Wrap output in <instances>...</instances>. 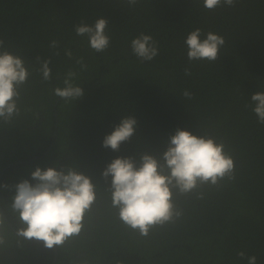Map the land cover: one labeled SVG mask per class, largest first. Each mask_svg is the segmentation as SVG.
Listing matches in <instances>:
<instances>
[{
	"label": "trees",
	"instance_id": "1",
	"mask_svg": "<svg viewBox=\"0 0 264 264\" xmlns=\"http://www.w3.org/2000/svg\"><path fill=\"white\" fill-rule=\"evenodd\" d=\"M99 17L108 20L111 41L97 53L75 27ZM197 28L224 37L219 60L189 62L185 39ZM141 33L157 42L152 61L132 52L131 41ZM0 39L31 72L20 115L0 121V213L12 226H0V264H247L249 256L264 264V124L250 99L264 91V0H235L215 10L203 0H138L134 6L127 0H0ZM37 56L51 59L50 81L37 71ZM81 57L84 70L76 63ZM70 69L84 95L66 103L54 89L64 86ZM124 116L136 119L135 134L118 152L103 147ZM178 128L223 140L234 157L235 179L188 194L174 190L183 215L141 236L119 220L111 177L106 182L101 174L117 157H159ZM61 166L90 176L97 198L80 234L55 246L53 259L54 248L15 236L21 225L10 205L16 184L35 183L36 167Z\"/></svg>",
	"mask_w": 264,
	"mask_h": 264
},
{
	"label": "clouds",
	"instance_id": "2",
	"mask_svg": "<svg viewBox=\"0 0 264 264\" xmlns=\"http://www.w3.org/2000/svg\"><path fill=\"white\" fill-rule=\"evenodd\" d=\"M137 3L138 0H127L129 6ZM234 4L235 0H203V6L208 10ZM108 25L106 18L99 17L93 25L83 22L77 25L75 32L80 37H87L89 47L100 53L110 46L111 37L106 31ZM224 44L223 36L213 32L204 34L197 28L185 39L188 60L215 62L220 59ZM130 46L141 62L152 61L159 54L157 42L144 33L132 39ZM50 47L58 48V41L53 40ZM65 55L73 58L70 49L65 50ZM36 61L40 65L37 71L42 79L50 81L51 59L37 56ZM76 63L82 70L87 68L82 57L77 58ZM190 74L185 69V75ZM30 75L24 59L8 51L4 40L0 39V121L8 123L20 115L18 103L21 90ZM76 78L77 72L70 69L64 76V86L56 87L54 94L66 103L81 98L84 92L75 83ZM183 96L191 99L192 93L185 90ZM250 99L258 123L264 124V91L255 92ZM136 125L134 117H122L114 131L104 137L102 146L118 152L121 144L135 134ZM166 144V150L159 157L147 152L141 153L138 158L117 157L101 174L106 182L111 177V204L117 209L119 220L141 236H148L157 226L175 223L183 215L175 205L174 190L188 194L200 185L219 186L221 182L235 179L234 157L226 150L223 140L178 128ZM31 178L35 183L25 179L15 185V195L10 205L21 225L17 229L18 235L43 241L44 246L51 249L80 234L86 214L97 198L92 178L70 166L59 169L36 167ZM3 224V214L0 213V226ZM4 242V236L0 235V245ZM237 255L245 258L244 252ZM247 264H257L256 256L247 257Z\"/></svg>",
	"mask_w": 264,
	"mask_h": 264
},
{
	"label": "flooded vegetation",
	"instance_id": "3",
	"mask_svg": "<svg viewBox=\"0 0 264 264\" xmlns=\"http://www.w3.org/2000/svg\"><path fill=\"white\" fill-rule=\"evenodd\" d=\"M23 163H24L23 161H19V162H11V163L7 164V165L5 166V168H4V166H3L2 168H4V170H5L6 168H10V169H11V168H13V167H18V166H20L19 164H23ZM0 211H1V208H0ZM3 219H4V221L6 222V225H7V226H10V228H12V226L10 225V222H9L8 219L4 216V214H3ZM13 230H14V229H13ZM14 234H15L16 237L23 238L24 240H27V241L38 242V243L44 244L43 241H38V240H35V239H27V238H24V237H22V236H19L16 230H14ZM12 240H13V239H12ZM0 253L2 254V251H1V250H0ZM6 253H7V257L10 258V259L16 257L15 255H14V256H11L9 252H6ZM52 256H53L52 258L55 259V257H56L55 251H54V253H53Z\"/></svg>",
	"mask_w": 264,
	"mask_h": 264
},
{
	"label": "water",
	"instance_id": "4",
	"mask_svg": "<svg viewBox=\"0 0 264 264\" xmlns=\"http://www.w3.org/2000/svg\"><path fill=\"white\" fill-rule=\"evenodd\" d=\"M53 248H54V251H55V254H56V248H55V246Z\"/></svg>",
	"mask_w": 264,
	"mask_h": 264
}]
</instances>
